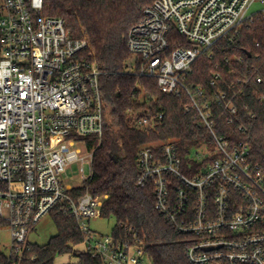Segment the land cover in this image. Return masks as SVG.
Returning a JSON list of instances; mask_svg holds the SVG:
<instances>
[{"label":"built area","instance_id":"built-area-1","mask_svg":"<svg viewBox=\"0 0 264 264\" xmlns=\"http://www.w3.org/2000/svg\"><path fill=\"white\" fill-rule=\"evenodd\" d=\"M258 1L264 4L155 0L128 34L133 71L155 77L166 94L187 95L186 109L197 111L212 134L213 147L190 155L201 167L185 165L175 139L145 144L138 152V185L150 186L157 209L178 232L194 237L186 251L191 264H264V171L250 161L248 143L217 133L215 117L216 108L223 109L233 123L234 98L249 79L228 81L215 72L209 88L188 83L200 55L222 39L234 41L245 25L264 16V10L249 14ZM173 41L189 46L172 49ZM86 47V40L72 38L64 19L44 14V0H0V229L11 237L9 252L3 251L7 264L22 263L33 227L53 211L75 218L85 235L81 251L102 264H144L145 258L153 264L139 244L89 227L103 204L87 189L94 173L89 141L102 138L106 114L102 73L82 56ZM130 118L139 129H154L164 111L142 109ZM74 170L80 185L69 181Z\"/></svg>","mask_w":264,"mask_h":264},{"label":"trees","instance_id":"trees-1","mask_svg":"<svg viewBox=\"0 0 264 264\" xmlns=\"http://www.w3.org/2000/svg\"><path fill=\"white\" fill-rule=\"evenodd\" d=\"M154 1L44 0V14L64 19L72 38L87 41L82 56L95 61L102 73L104 110L110 121L105 123L101 139L89 141L94 173L87 185L89 192L102 199L101 217L115 218L111 234L118 240L142 246L153 264H191L186 251L194 237L178 232L157 209L153 189L137 183L138 152L145 144L173 138L185 165L192 163L198 167L204 164L192 160V152L204 145H214L212 134L201 123L197 111L186 109L190 102L187 95L164 93L155 77L141 76L130 66L133 56L128 49L129 31ZM178 46L189 44L171 43L172 49ZM215 72L228 81L249 79L242 82L243 94L234 98L238 114L232 124L227 123L224 110L216 108L217 133L229 136L233 143H248L250 161L264 171L263 15L245 25L234 41L222 39L210 53L200 55L188 83L209 88ZM258 77L262 82L257 81ZM218 87L226 85L219 83ZM142 109L152 115L164 111V118L154 129H139L130 115ZM51 216L57 234L46 244L32 242L21 264H54L58 256L72 253L79 258V264H102L92 253L73 248L85 240L74 217L56 211ZM8 261L6 253L0 250V264Z\"/></svg>","mask_w":264,"mask_h":264},{"label":"rangeland","instance_id":"rangeland-1","mask_svg":"<svg viewBox=\"0 0 264 264\" xmlns=\"http://www.w3.org/2000/svg\"><path fill=\"white\" fill-rule=\"evenodd\" d=\"M264 10V4L261 2H255L250 6L249 14ZM130 66L133 68L134 63L131 62ZM106 122L110 121V117L107 115L105 117ZM173 139V138H169ZM70 182L74 185L81 184V178L79 174L74 171H70ZM89 170H87V175ZM75 175V177H74ZM116 224L115 218H104L100 217L97 219H92L89 222V227L92 231L99 233V235L111 234ZM57 234V225L51 215H46L43 217L32 229L29 239L33 243L46 244L49 242L50 238ZM11 246L10 233L6 228L0 229V250L9 252ZM85 244L78 246L77 250H84ZM76 262L75 253L74 254H64L57 257L55 264H73ZM149 263V260L145 258L144 264Z\"/></svg>","mask_w":264,"mask_h":264},{"label":"crops","instance_id":"crops-1","mask_svg":"<svg viewBox=\"0 0 264 264\" xmlns=\"http://www.w3.org/2000/svg\"><path fill=\"white\" fill-rule=\"evenodd\" d=\"M81 246V245H80ZM74 254V253H72ZM75 258H76V262H74L73 264H79V258L75 255ZM57 259V258H56ZM56 261V260H55ZM55 264V263H54Z\"/></svg>","mask_w":264,"mask_h":264}]
</instances>
